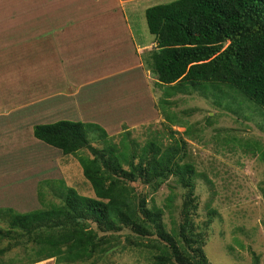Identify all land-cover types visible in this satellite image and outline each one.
<instances>
[{
  "label": "trees",
  "instance_id": "16d2710c",
  "mask_svg": "<svg viewBox=\"0 0 264 264\" xmlns=\"http://www.w3.org/2000/svg\"><path fill=\"white\" fill-rule=\"evenodd\" d=\"M144 15L155 45L142 59L163 87L159 107L170 124L177 120L166 110L167 98L207 83L234 88L264 109V0H170L145 8ZM92 129L100 132L97 143ZM184 132L190 133L187 127ZM121 134L114 141L98 124L80 120L33 125L36 139L77 155L92 195L46 178L38 183L37 208L0 207V264L49 258L97 264L117 250L133 251L150 264H212L203 251L210 219L201 224L205 228L194 219L198 173L185 139L171 134L165 144L159 135L140 146ZM83 150L87 154L78 155ZM170 178L183 191L178 195L170 186L160 207L150 194ZM251 264H258L255 254Z\"/></svg>",
  "mask_w": 264,
  "mask_h": 264
},
{
  "label": "rangeland",
  "instance_id": "374dc122",
  "mask_svg": "<svg viewBox=\"0 0 264 264\" xmlns=\"http://www.w3.org/2000/svg\"><path fill=\"white\" fill-rule=\"evenodd\" d=\"M98 1L0 0V33H10L3 40L0 36V52L4 49L5 54V59L0 60L5 64L19 67L30 65L31 69H36V63L41 62V58L49 56L50 53L52 61L59 64L62 55L55 46L56 41L61 39L59 33L77 23L73 20V15L77 14L81 5L95 9L99 7L95 6ZM166 1L170 0H123L118 8L114 6L113 12L120 11L122 16L124 12L127 13L126 23L133 29L130 30L131 35L134 34L138 44L143 46L146 40L150 44L153 38L147 30L145 8ZM81 30L86 31L85 28ZM64 33L68 32L65 30ZM151 44L155 45L154 42ZM151 48L153 46L148 45L141 49L147 51ZM138 52L141 50L138 49ZM84 69L80 73L86 71L87 75L90 71ZM125 70L127 68L119 70L116 73L118 77H121V71L125 76ZM142 72L138 75L139 82H136L135 91L133 88L124 91L122 87H118L119 90L115 91L113 96L102 90V97L112 99V103L115 97L120 104L119 106L117 102L113 103L109 114L103 119L97 115L101 112L98 96L93 100L91 86H83L78 97L87 106L93 105V110H88L89 114L84 115L86 120H90L86 122L98 124L109 135L114 136V141L120 138L119 134L122 133L123 136L125 133L122 138L133 139L140 146L147 140L158 139L159 135L165 144L171 141V134L177 139L184 138L187 143L185 151L189 155L188 161H193L198 173L197 178L195 177L197 209L194 219L204 228V223L210 219L205 229L206 243L203 246L207 259L212 264H251L255 254L258 264H264V109L248 101L234 88L229 90L226 85L220 84L216 86L220 89H215L213 84L207 83L200 90L187 89L167 98L166 110L174 114L177 120L175 124H170L164 118V110L159 107V101L165 97L163 87L147 66ZM44 77V74L40 75L37 80H44ZM115 78L116 76H113L110 81ZM124 81L126 85L127 79ZM9 86L0 84V98L2 94L12 95L9 90L13 89ZM48 87L42 86L41 95L38 96L35 84L30 85L29 80L20 83L21 97L18 104L14 105L22 111V122L24 118L27 121L26 125H21L25 127L20 131L26 145L16 149L14 156L9 155L6 150L0 151V207L9 206L18 211L37 208L38 183L46 178H61L65 185L75 188L79 193L92 195L77 155H64L57 148L35 140L31 133L34 124L48 123L52 118L46 117L55 110L56 104L59 107L63 102L54 101L55 89L52 94L44 92ZM62 87L57 90L65 99L67 96L62 90L69 92L75 88L71 85ZM88 98H91V101L88 102ZM127 99L133 102L130 103ZM67 108L61 109L62 111L59 109L56 114L71 115L74 112L72 106L69 105L70 109L66 110ZM29 110H32L30 117L25 115ZM103 112L107 113V110ZM123 114L125 117H120L122 119L117 121L116 126L115 123L106 122L114 121ZM186 127L190 133L184 132ZM99 134L98 130H89L90 139L95 143ZM12 145L16 146L14 142ZM99 146L102 144L99 143ZM85 153L87 154L84 150L79 151L78 155ZM14 158L15 163L10 164ZM19 160H22V163L18 164ZM15 169L16 174L13 173ZM170 186L175 187L178 195L183 191L170 178L157 192L150 194L155 204L163 206L164 199L171 190ZM141 189L145 190L142 187ZM148 200L150 204V199ZM174 201L177 205L181 199L178 196ZM209 211L213 212L208 215ZM163 219L168 228L166 211ZM1 225L4 223L1 222ZM118 251L104 261H96L97 264H150L142 257L138 259L133 251ZM88 263L90 261L85 264ZM34 264L57 263L54 258H49Z\"/></svg>",
  "mask_w": 264,
  "mask_h": 264
},
{
  "label": "crops",
  "instance_id": "0c3cea01",
  "mask_svg": "<svg viewBox=\"0 0 264 264\" xmlns=\"http://www.w3.org/2000/svg\"><path fill=\"white\" fill-rule=\"evenodd\" d=\"M120 3L122 4L123 0H99L98 4L95 5H98L99 7L95 9L93 7L90 8V6L81 5L77 10V14L73 15V20L77 23H74L69 26L70 28L65 29L68 33H64L65 30L63 29L64 31L62 30L61 33H59V37H61L60 40H57L59 43L57 41L55 43L56 50L62 55L59 64L52 61L53 57H51L50 53L49 56L41 58V62L36 63L38 64L36 69H31L30 65L19 67L14 64H5L2 62V60L5 59V54L3 53L4 49H2L0 52V58L2 59L0 60V84L4 86L10 85L9 87H12L13 90H9L12 95L2 94V98H0V151L6 150L9 155L14 156V151L16 149L23 147V144L26 145V142L22 140V134L20 131L22 127H25H21V125H26L27 123L25 122L27 121H25L24 118V122H22V111H20L18 106L14 105L18 104L21 97L22 91L20 83H23L26 80H29L30 85L35 84L36 94H38V96L41 95L40 89H42V86H49L44 92H50L52 94L55 89L54 95H56L54 101H63L59 107L56 104L55 112L53 111L46 117L52 118L47 121L48 123L63 118L78 119L83 122L90 121L86 120L84 115L89 114L88 110H93V105L90 104L87 106L82 102L81 98L78 97L81 88L85 85L91 86V92L94 95L93 100H96V95L98 96V100H100L101 112L97 113V115L101 119L105 118L104 116L106 114H109L112 109V104L117 102L115 97L113 98V103L112 99L102 97V90H106L104 92H107L108 95L114 96L116 94L115 91L119 90V88L121 89V87L124 91L129 90L130 88H133L134 91L137 89L136 82H139L138 75L143 73L142 69H146L142 59V55L146 51L145 49L142 51L141 48H145V46L148 45L154 47V45L151 44L154 41L151 40V42H149L150 44H148V40H146L147 42L143 46L138 44L136 36L134 34L131 35L130 30H133L131 25L126 23L127 13L124 12L122 16L120 11H117V13L113 12L114 6L115 8H118V6L121 5ZM85 8L90 9L86 10ZM59 13L60 12H57V14ZM82 28H85L86 31L81 30ZM9 34L10 33H0V36L2 37L1 40L6 39ZM53 36L55 38V34H53ZM138 49L141 50V52H138ZM148 50L149 49H147V51ZM7 52L9 51L7 50ZM136 52H138V54H136ZM84 68L90 71L87 75L86 71L80 73ZM126 68L127 70L124 71L125 76H123V71H121L119 74L121 77H118L116 73H118L119 70ZM43 74L45 75L44 80H37V78L40 75L43 76ZM113 76H116L115 80L110 81V78H113ZM53 78L55 79L54 81L52 80ZM124 79H127L126 85H124ZM14 81L16 82L12 83ZM94 84L97 85L95 86ZM65 85L75 87L73 91L69 92L62 90L67 96L66 99L57 90L58 87H64ZM36 87H38V89ZM99 93H101L100 96ZM31 96L32 95L30 94V97ZM67 101H70L71 103ZM89 101H91V98H88V102ZM127 101L130 103L133 102V100L131 101L128 99ZM12 105L14 107H12ZM69 105L72 106L74 111L71 115L67 116V113H63L65 115L56 114L59 109L61 110L67 107L66 110L70 109ZM103 110H107V113H104ZM30 112H32V110L26 112L25 115L30 117ZM123 116L125 117V114L119 115L114 121H103H106L107 123H115L116 126L118 124L117 121L122 119L120 117ZM35 140L38 139L35 138ZM9 141L10 143L8 144ZM13 142L16 146L12 145ZM15 158L13 161L11 160L10 164L15 163L17 159ZM21 161L22 160H19L18 164L22 163ZM13 173L16 174V169L13 170Z\"/></svg>",
  "mask_w": 264,
  "mask_h": 264
},
{
  "label": "clouds",
  "instance_id": "9594fccd",
  "mask_svg": "<svg viewBox=\"0 0 264 264\" xmlns=\"http://www.w3.org/2000/svg\"><path fill=\"white\" fill-rule=\"evenodd\" d=\"M153 40V39H152Z\"/></svg>",
  "mask_w": 264,
  "mask_h": 264
}]
</instances>
